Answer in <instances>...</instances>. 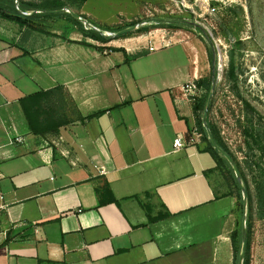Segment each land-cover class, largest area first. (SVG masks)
<instances>
[{
    "label": "crops",
    "instance_id": "obj_1",
    "mask_svg": "<svg viewBox=\"0 0 264 264\" xmlns=\"http://www.w3.org/2000/svg\"><path fill=\"white\" fill-rule=\"evenodd\" d=\"M64 25L0 17V264H232L238 201L193 133L190 46L129 59L145 51ZM59 85L83 119L35 135L20 99Z\"/></svg>",
    "mask_w": 264,
    "mask_h": 264
},
{
    "label": "rangeland",
    "instance_id": "obj_2",
    "mask_svg": "<svg viewBox=\"0 0 264 264\" xmlns=\"http://www.w3.org/2000/svg\"><path fill=\"white\" fill-rule=\"evenodd\" d=\"M23 1L39 0H0V4L14 12ZM65 11L85 16V25L102 29L110 38L105 50L145 51L129 59L147 55L152 46L156 50L173 43L190 46L203 74L200 79L213 80L211 89L198 96L212 97L204 128L219 133L250 182V198L242 191L243 197L237 199L238 221L243 224L247 196L249 264H264V0H72ZM68 22L51 17L45 26L67 31ZM134 25L135 31L115 36ZM193 133L201 136L198 124ZM213 183L219 193L240 192L219 171Z\"/></svg>",
    "mask_w": 264,
    "mask_h": 264
},
{
    "label": "trees",
    "instance_id": "obj_3",
    "mask_svg": "<svg viewBox=\"0 0 264 264\" xmlns=\"http://www.w3.org/2000/svg\"><path fill=\"white\" fill-rule=\"evenodd\" d=\"M72 1V0H70ZM69 0H39V1H23L19 2L18 9L14 12L7 9L6 6L0 4V17L19 23L22 26H28L34 30L48 32L46 29V21L53 17L54 19L66 18L68 21L77 26L78 29L85 37L92 38L103 44L110 41L103 30L93 29L91 25H85L84 21L74 17L71 12H66L70 4ZM85 3L87 0H76ZM28 12V14H26ZM81 16V15H80ZM86 19L85 16H82ZM87 20V19H86ZM88 22V20H87ZM81 43L93 46V44L86 41ZM99 50H105L103 46H96ZM112 50H123L113 48ZM134 56H138L135 54ZM128 59V58H127ZM199 88L203 90H210L213 84V80L199 79L196 81ZM208 102L207 94L202 97H197L193 102L194 112L197 117V124L200 126L202 140L206 143L205 150L210 152L217 162L215 171H219L228 181V183L234 186L237 185L240 189L239 193H235L234 189L228 194L235 195L237 199L242 198L243 189L235 175L233 167L228 159L223 156L212 144L209 139L208 133L204 128L203 113L206 109ZM20 105L24 112V115L28 121L29 128L32 133L40 136H47L49 134L58 135L60 129L74 122L76 119L81 120L83 116L81 112L72 100L69 92L63 85L56 86L49 90H39L35 93L29 94L20 99ZM213 135L217 143L225 149L231 157L236 161L239 170L241 171L242 178L244 180L245 189L248 197L251 195L250 182L247 179V175L242 168V163L237 157L231 152L228 146L223 142L219 133L212 129ZM232 186V187H233ZM251 225L247 221V253L244 264H249V250L251 245L250 240ZM233 251H234V263L238 264L239 255L243 242V224L237 222L236 229L231 235Z\"/></svg>",
    "mask_w": 264,
    "mask_h": 264
},
{
    "label": "water",
    "instance_id": "obj_4",
    "mask_svg": "<svg viewBox=\"0 0 264 264\" xmlns=\"http://www.w3.org/2000/svg\"><path fill=\"white\" fill-rule=\"evenodd\" d=\"M71 13L74 15L75 18L79 19V20H82L84 21L85 23H88L87 20L85 18H83L82 16L76 14L75 12H72ZM91 28L93 29H97L96 27L94 26H91ZM136 29H138L137 26H131V27H128V28H125L121 31H119L118 33L115 34V36H120V35H124V34H127V33H130L132 31H135ZM211 101H212V97L209 98L208 100V103H207V107H206V110L204 112V116H203V120H204V124L206 125V119H207V115H208V110H209V107H210V104H211ZM207 126V125H206ZM207 133H208V136H209V139L210 141L212 142L213 146L223 155L225 156L228 161L231 163V165L233 166L234 168V171L236 173V176H237V179L243 189V191L245 192L246 189H245V186H244V183H243V178H242V174L241 172L239 171L234 159L231 157V155L225 150L223 149L216 141L212 131L208 128L207 129ZM244 207H245V215H244V218H243V242H242V247H241V251H240V255H239V261H238V264H244L245 263V259H246V253H247V213H246V209H247V196H245V202H244Z\"/></svg>",
    "mask_w": 264,
    "mask_h": 264
},
{
    "label": "built area",
    "instance_id": "obj_5",
    "mask_svg": "<svg viewBox=\"0 0 264 264\" xmlns=\"http://www.w3.org/2000/svg\"><path fill=\"white\" fill-rule=\"evenodd\" d=\"M151 51L156 50L155 47L150 48ZM183 90L185 93L189 94L193 100H195L201 92H203V89L199 88L197 85L196 81H191L187 83L184 87ZM175 146L177 148L184 146L183 138L179 136L177 139H175Z\"/></svg>",
    "mask_w": 264,
    "mask_h": 264
}]
</instances>
